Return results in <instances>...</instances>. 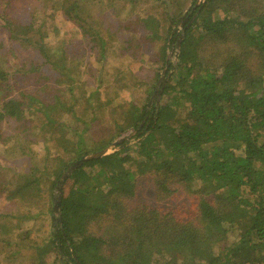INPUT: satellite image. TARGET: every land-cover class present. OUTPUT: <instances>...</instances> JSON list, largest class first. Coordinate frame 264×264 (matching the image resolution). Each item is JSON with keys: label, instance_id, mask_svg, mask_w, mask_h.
Segmentation results:
<instances>
[{"label": "trees", "instance_id": "trees-1", "mask_svg": "<svg viewBox=\"0 0 264 264\" xmlns=\"http://www.w3.org/2000/svg\"><path fill=\"white\" fill-rule=\"evenodd\" d=\"M126 1L136 6L144 0ZM190 1L187 7L186 0L151 1L162 11L140 19L141 42L160 41L152 56L155 73L133 82L146 98L125 101L121 118L119 107L112 108L111 130L97 144L86 143L89 126L74 143L66 136L69 122L81 120V107L95 105L99 93L89 84L82 94L76 89L81 80L71 63L85 51L49 41L46 27L57 13L102 54L112 32L102 22L106 7L91 0H38V14L25 20L0 14V29L6 27L0 59L13 69L0 67V124L34 118L47 133L43 165L0 170V196L23 207L0 212V264H264V0ZM53 31H59L56 24ZM22 50L42 58L55 73L52 82L14 88L22 74L10 57ZM51 140L58 153L48 151ZM110 146L111 152L71 168ZM149 174L159 201L179 194L193 198L194 208L132 206L139 177ZM42 179L49 189L42 226L47 221L37 234L35 223L22 225L40 214L33 206Z\"/></svg>", "mask_w": 264, "mask_h": 264}, {"label": "rangeland", "instance_id": "rangeland-1", "mask_svg": "<svg viewBox=\"0 0 264 264\" xmlns=\"http://www.w3.org/2000/svg\"><path fill=\"white\" fill-rule=\"evenodd\" d=\"M91 1H93V5L95 3L96 8L100 7V4L101 7H106L105 9H107L108 14V17L106 18L107 23H104V19L102 22L104 26L107 24L112 29L111 33L106 34V49L102 53L104 55L101 54L99 45L94 43L93 47H91V43H88L89 40L81 35L83 31H81L79 27H76V25H73L71 22H66L61 16H57L56 18L57 13L54 17L48 18L49 22L47 21L48 24L46 27L50 35L49 41H52L53 43L58 42L60 44V41L63 40L64 43L70 45L71 51H80L81 53H84L83 51H85L83 54L84 56H79V59H75L71 63L72 67L80 76L81 81L76 88L79 93L82 94L88 84L92 88L98 87L99 93L97 97L93 98V103L95 105L85 102L81 107L82 109H85L84 116L80 118L81 120L77 118L72 119V121L69 122L71 127L67 128L68 131L66 136L71 139L72 143L75 142L77 133H79L81 129H84V127L89 126L90 128L85 132V136L87 138L88 134L89 138L92 140H87L86 143L92 144V142L95 141L94 144H97L98 140L106 138L111 130L110 124L113 119L111 120L112 117L110 114L112 108L114 110L116 107H119V109H117L119 114L116 115L121 118V110L125 107L123 104L131 100L137 102L145 100L146 93L141 91L142 87H134L133 82L135 79L145 81L153 77L156 62H154L152 56L156 49L155 46L160 42L159 40H155L154 46L149 43L145 44L143 41L141 42V38H143L141 36L144 33H142L143 29L141 28L140 23V19L144 14L150 11V13H158V11H162V5L159 3L153 5L151 2L152 0H144L136 6H130L127 4L126 0ZM186 2L187 7L191 1L186 0ZM37 3L38 0H3V2L0 3V14L7 13L9 15V13L12 12V18L19 17L22 18V20H25V18L29 17L31 14H38L40 6H38ZM51 10L52 9L50 8V11ZM94 10L95 9L92 8V12ZM1 22L5 23L4 20L0 19V23ZM55 24L59 30L56 34L53 31V25L55 26ZM5 28L6 27L4 26L0 29V35L5 32L3 30ZM95 28H99V22L97 24L95 23ZM95 42L97 43V41ZM15 51L19 54V47ZM20 53L21 55L18 57L12 56L13 54L10 57L17 68H20L22 74V76L19 75V82H17V84H19L17 85L15 82L13 85L14 88L21 87L22 89H33L37 86H42L44 83L53 81L52 79L54 78L55 73L48 69V66L43 63L40 56L35 57L34 53L26 50H22ZM169 54L170 57H172L170 52ZM31 59H34L35 63L32 65V69H29L30 66L27 65L31 62ZM23 65L26 66L24 67ZM90 65L93 67L92 70H90ZM0 67L6 72L13 71V69L6 66L2 59H0ZM38 68L40 70L39 72L36 71ZM125 84H131V86L123 88V85ZM92 88H90V90ZM2 91L4 90H1L0 93H2ZM3 93H5V91ZM108 97L111 98V101H109L110 104H102V102L106 101ZM95 111L96 117L92 118V114ZM96 118L97 120H95ZM69 120L70 119L68 118L67 121ZM37 126L36 119L34 118H30L29 122H19L16 124L8 119L1 121L0 170H2V167H8L10 168L9 171L12 173L16 168L19 169L21 166L23 171H26L31 166L43 165V157L47 153V148L43 139H45L47 133L44 134L45 130L43 129L42 131L38 129ZM73 131H75L76 134H74ZM14 133L19 134L14 138L10 137V135H14ZM52 141L53 140L48 143L51 148H49L48 151L52 150L53 152L54 150L58 153L59 148L56 147V149H58L55 150ZM60 143L61 142L55 141L56 146H59ZM61 145L64 146L65 143H62ZM72 146L71 143L68 145L69 148H72ZM24 151L26 155L21 157L23 154L22 152ZM111 151L112 149L110 148L108 152ZM68 158V156L65 157V159ZM9 171L6 172L9 173ZM6 176L10 177V179L13 178L11 177V174ZM1 180L2 173H0V182L2 183L3 180ZM13 186V184L9 185L11 189H13ZM40 188L41 190L38 192L40 195L37 202L35 201V206H33V209H35L34 212H36V214L40 212V214L37 219L27 221L22 225V227L27 228L35 223L33 229L37 234H41L42 232L36 230L37 228L45 230L47 221L46 219L44 221L45 224L42 226V219L44 217L43 211L47 209L46 206H48V201L46 197L49 193V189L44 185L43 179L41 180ZM193 202V198L191 200L186 196L183 197L179 194L173 196L170 200L168 198L165 201H159L156 197V184L153 176L150 174L139 177L138 192L136 196L130 200L132 206L146 204L150 207L158 206L163 211L168 208H175L179 205L182 207L181 210L183 212L191 211L194 208ZM27 207L28 206H26V208ZM19 209H23V207L19 205L17 201H14L9 197L0 196V212L14 214ZM41 226L44 229L41 228ZM1 257L2 255H0V258Z\"/></svg>", "mask_w": 264, "mask_h": 264}, {"label": "water", "instance_id": "water-1", "mask_svg": "<svg viewBox=\"0 0 264 264\" xmlns=\"http://www.w3.org/2000/svg\"><path fill=\"white\" fill-rule=\"evenodd\" d=\"M112 147L113 146H110V147L102 149V150H100L98 152H94V153H90V154L85 155L81 160H78V161L74 162L71 168H75L76 166H78L79 164H81L83 161H85L87 159H90V158H93V157H99V156H102V155L108 153L109 149L112 148ZM61 182L62 181H60V184H61ZM57 192H58V194H60L59 193L60 192V186H58ZM58 198L59 199L55 201V205H54L56 211H58V206L60 204V195H59Z\"/></svg>", "mask_w": 264, "mask_h": 264}]
</instances>
